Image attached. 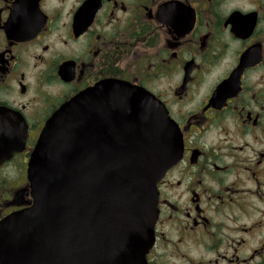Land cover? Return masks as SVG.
<instances>
[{
	"label": "flooded vegetation",
	"instance_id": "obj_1",
	"mask_svg": "<svg viewBox=\"0 0 264 264\" xmlns=\"http://www.w3.org/2000/svg\"><path fill=\"white\" fill-rule=\"evenodd\" d=\"M108 83L181 137L146 264H264V0H0V221L30 202L44 124Z\"/></svg>",
	"mask_w": 264,
	"mask_h": 264
},
{
	"label": "water",
	"instance_id": "obj_2",
	"mask_svg": "<svg viewBox=\"0 0 264 264\" xmlns=\"http://www.w3.org/2000/svg\"><path fill=\"white\" fill-rule=\"evenodd\" d=\"M107 86L44 124L27 167L30 202L0 221V264H146L156 185L180 159L181 137L148 93ZM12 141L0 136V163Z\"/></svg>",
	"mask_w": 264,
	"mask_h": 264
},
{
	"label": "rangeland",
	"instance_id": "obj_3",
	"mask_svg": "<svg viewBox=\"0 0 264 264\" xmlns=\"http://www.w3.org/2000/svg\"><path fill=\"white\" fill-rule=\"evenodd\" d=\"M8 174H11V172H8ZM160 263H161V264H168V261H167L166 259L162 258V259L160 260Z\"/></svg>",
	"mask_w": 264,
	"mask_h": 264
}]
</instances>
